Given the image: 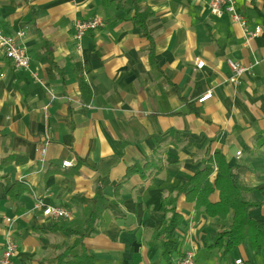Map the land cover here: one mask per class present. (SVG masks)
Masks as SVG:
<instances>
[{"label": "crops", "instance_id": "crops-1", "mask_svg": "<svg viewBox=\"0 0 264 264\" xmlns=\"http://www.w3.org/2000/svg\"><path fill=\"white\" fill-rule=\"evenodd\" d=\"M236 4L259 36L247 39L204 0H0V29L24 33L31 58L16 70L0 48V255L11 218L13 264H56L75 240L66 230L82 229L94 211L100 232L83 245L95 264H175L189 251L197 264H264V248L257 253L249 239L225 258L210 248L234 214L212 218L185 196L171 257L158 236L171 217L168 198L216 153L252 189L249 216L264 225V0ZM136 6L153 12L149 39L133 20ZM93 18L104 26L79 48L76 22ZM228 60L251 69L240 85L229 82ZM211 164L213 181L220 168ZM129 167L139 171L116 198ZM15 183L25 190L18 199L8 195ZM38 201L72 218L45 217Z\"/></svg>", "mask_w": 264, "mask_h": 264}, {"label": "trees", "instance_id": "trees-1", "mask_svg": "<svg viewBox=\"0 0 264 264\" xmlns=\"http://www.w3.org/2000/svg\"><path fill=\"white\" fill-rule=\"evenodd\" d=\"M134 11L133 20L139 27L142 36L151 38L148 33L147 22L153 16V12L149 8L139 9L137 6ZM150 52H153L150 49ZM85 84L82 83V89ZM15 157L10 156L3 160L6 165L12 162ZM216 162L220 170L217 172L214 180H211L213 167L210 162ZM205 168L190 178L189 181L181 183L176 188L175 197H169L166 203V209L171 213L170 219L165 222L161 233L158 236L165 234L168 240L164 243V254L166 257H171L175 252L176 241L173 239L174 234L181 222V215L177 212V199L180 196H185L188 201L195 202L197 207H205L208 215L212 218L219 217L226 219L232 211L234 214V222L228 230L219 234L216 242L210 246L212 249H218L222 252V257H227L234 249L238 248L244 241L249 239L254 250L259 253L264 248V225L250 218L249 211L257 205L246 198V194L252 189L248 187L244 181L240 179L236 170L233 169L224 160L220 153H216L214 159L212 157ZM144 169V168H143ZM137 167H129L125 178L115 187L116 198L119 197L122 185L133 174L138 173ZM21 184L15 183L8 191L10 198L18 199L20 194L25 192L20 187ZM215 191H219V202L212 203L210 196ZM103 196V187L97 191L94 203ZM167 200V199H166ZM117 205V203H116ZM98 216L94 211H91L89 218L82 229H67L66 232L75 236L72 245L67 247L61 254L55 257L56 264H95L93 254H88L84 248L83 241L87 237L94 236L100 232L97 225ZM162 237V236H161Z\"/></svg>", "mask_w": 264, "mask_h": 264}, {"label": "built area", "instance_id": "built-area-1", "mask_svg": "<svg viewBox=\"0 0 264 264\" xmlns=\"http://www.w3.org/2000/svg\"><path fill=\"white\" fill-rule=\"evenodd\" d=\"M203 1V0H200ZM208 3L211 13L219 18L229 16L234 22L238 23L247 39H253L262 33L261 27H256L251 31L248 29L245 18L240 14L237 8L236 0H204ZM103 20L93 18L90 20L77 21L75 25V33L73 35L77 46L81 48V41L91 31H96L103 27ZM24 33H18L16 36H7L0 29V48L6 58L10 61L12 67L16 70H28L31 65V58L27 50L19 43ZM231 77L229 82L234 85H240L245 75L250 72V68L243 67L233 60H228ZM205 66L204 61H198L197 67L202 69ZM213 97V91H209L206 95L198 100L203 103ZM240 155V154H239ZM64 167L72 166L71 162H65ZM35 209L42 212L43 216L53 220H68L72 218V213L64 207L48 206L38 201ZM8 230L2 253L0 255V264H13V260L18 253V244L14 238L13 225L15 220L7 219ZM175 264H197L195 261V253L193 251L185 252L177 259ZM235 264H244L243 260H237Z\"/></svg>", "mask_w": 264, "mask_h": 264}, {"label": "rangeland", "instance_id": "rangeland-1", "mask_svg": "<svg viewBox=\"0 0 264 264\" xmlns=\"http://www.w3.org/2000/svg\"><path fill=\"white\" fill-rule=\"evenodd\" d=\"M210 264H220V263H216V262H210Z\"/></svg>", "mask_w": 264, "mask_h": 264}]
</instances>
